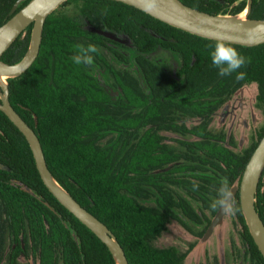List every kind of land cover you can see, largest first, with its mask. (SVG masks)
Listing matches in <instances>:
<instances>
[{
    "label": "trees",
    "instance_id": "1",
    "mask_svg": "<svg viewBox=\"0 0 264 264\" xmlns=\"http://www.w3.org/2000/svg\"><path fill=\"white\" fill-rule=\"evenodd\" d=\"M17 1L0 0V25L29 0ZM180 1L229 15L243 12L248 2ZM69 6L74 13L60 12ZM247 17L264 18V0H252ZM32 26L1 61L24 57ZM217 41L121 1L66 0L46 17L32 65L6 78L10 104L38 136L51 175L111 230L129 264H184L195 243L182 250L159 246L157 240L172 222L203 237L219 211L210 205L220 182L239 188L264 134L263 124L237 151L232 135L211 128L213 115L245 85L256 84V100L264 106V43L224 41L246 59L238 70L245 78L236 80V73L219 76L211 63ZM88 44L97 48L94 64L76 65L77 46ZM114 57L123 69H115ZM232 202L245 255L252 264H264L239 189ZM255 207L264 222V166ZM198 225L203 227L194 233L192 226ZM21 259L29 264H117L107 245L48 190L27 139L0 110V264H20Z\"/></svg>",
    "mask_w": 264,
    "mask_h": 264
},
{
    "label": "water",
    "instance_id": "2",
    "mask_svg": "<svg viewBox=\"0 0 264 264\" xmlns=\"http://www.w3.org/2000/svg\"><path fill=\"white\" fill-rule=\"evenodd\" d=\"M21 0H18L19 3ZM66 0H29L9 19L0 25V56L11 43L32 23L30 44L24 57L15 63L0 60V78L18 76L24 73L36 59L42 39L46 17ZM133 5L141 10L142 0H117ZM16 3V4H17ZM15 4V5H16ZM252 0H248L244 9L246 16L229 14H212L195 9L180 0H157L150 15L185 31L230 43L254 46L264 43V18L247 17ZM243 10V11H244ZM144 11V10H143ZM146 12V11H145ZM7 82L0 85V110L12 121L27 139L41 179L54 197L68 209L79 221L95 233L107 245L117 264H129L125 252L116 236L96 216L80 205L66 192L51 175L44 153L34 130L23 120L10 104ZM264 166V134L248 159L239 188L233 186L231 200L239 189L241 209L251 236L264 258V222L255 207V194ZM226 211L217 212L208 226L203 238L210 236L215 226L221 221Z\"/></svg>",
    "mask_w": 264,
    "mask_h": 264
},
{
    "label": "rangeland",
    "instance_id": "3",
    "mask_svg": "<svg viewBox=\"0 0 264 264\" xmlns=\"http://www.w3.org/2000/svg\"><path fill=\"white\" fill-rule=\"evenodd\" d=\"M60 12L74 13L69 7L60 9ZM246 16V11L240 13ZM130 53V52H129ZM128 53V54H129ZM111 59L115 69H123L121 61ZM101 80L111 83L109 76L101 75ZM256 84H248L240 88L214 115L211 128L214 131H224L233 136L236 143L235 150L244 149L251 141L255 131L264 124V106L256 100ZM203 226H192L197 233ZM239 225L235 223L232 214L225 212L221 221L215 226L209 237H197L181 224L172 222L168 230L157 240L159 246L177 245L185 250L190 243H195L187 254L184 264H252L245 255V250L239 236ZM20 264H29L23 259Z\"/></svg>",
    "mask_w": 264,
    "mask_h": 264
},
{
    "label": "clouds",
    "instance_id": "4",
    "mask_svg": "<svg viewBox=\"0 0 264 264\" xmlns=\"http://www.w3.org/2000/svg\"><path fill=\"white\" fill-rule=\"evenodd\" d=\"M157 0H142L143 10L151 12L156 5ZM77 53L72 57L76 65L92 66L94 64V55L97 48L93 44L78 45ZM164 55V54H161ZM210 59L213 67L218 70V75L222 77L231 76L236 73V80H243L245 73L238 71L246 64V59L235 48L231 47L224 41H217L211 46ZM198 185L193 184V190H196ZM231 190L226 181H221L217 190L216 198L211 203L213 210L222 209L230 213H235L238 209L231 200Z\"/></svg>",
    "mask_w": 264,
    "mask_h": 264
},
{
    "label": "bare ground",
    "instance_id": "5",
    "mask_svg": "<svg viewBox=\"0 0 264 264\" xmlns=\"http://www.w3.org/2000/svg\"><path fill=\"white\" fill-rule=\"evenodd\" d=\"M6 84V82H5V78L4 77H1L0 78V85L1 86H4Z\"/></svg>",
    "mask_w": 264,
    "mask_h": 264
}]
</instances>
